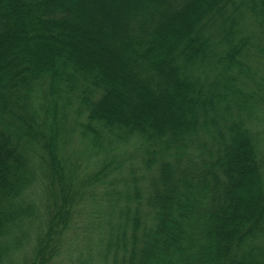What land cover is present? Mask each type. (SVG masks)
I'll return each instance as SVG.
<instances>
[{
  "label": "trees",
  "instance_id": "obj_1",
  "mask_svg": "<svg viewBox=\"0 0 264 264\" xmlns=\"http://www.w3.org/2000/svg\"><path fill=\"white\" fill-rule=\"evenodd\" d=\"M0 264H264V0H0Z\"/></svg>",
  "mask_w": 264,
  "mask_h": 264
}]
</instances>
